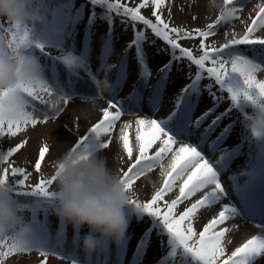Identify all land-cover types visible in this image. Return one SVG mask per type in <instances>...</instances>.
<instances>
[{"label": "snow or ice", "instance_id": "snow-or-ice-1", "mask_svg": "<svg viewBox=\"0 0 264 264\" xmlns=\"http://www.w3.org/2000/svg\"><path fill=\"white\" fill-rule=\"evenodd\" d=\"M90 3L107 8L109 13L113 10L116 13L122 12L124 17H130L132 21L141 22L149 27L156 37L161 38L171 47L172 58L161 68V72L165 75L161 76L154 86L149 100L150 104H155L157 101L160 90L167 80V72L171 70L172 61L187 58L198 68L195 79L183 89V94L178 98L176 111L172 112L167 119L157 120L152 118L136 121V141L138 142L139 155L135 158L134 163L122 172V182L131 190L133 181L156 167L161 168V175L164 176L163 187L157 190L149 201L139 202L133 198L130 201L128 209H133L140 214L136 216L138 222L142 221L145 216L149 218L147 221L148 227L142 233L136 250L147 247L151 242L154 231L159 234V230H162L169 235L171 241L182 248L185 253L190 254L198 264H252V261L257 260L258 257H264V234H261L252 236L251 239L237 247L227 259L222 260L221 258L225 255V237L229 229L220 227L218 230V226L224 225L226 221H230L234 217L241 216V211H243L246 216L259 214L260 222L256 227L261 230V233H264V139L258 140L250 136L253 143L257 145L258 159L255 165L251 167L249 179L243 184H236V189L245 201L246 207L240 209L236 205L225 203L219 214L212 218L203 228V231L198 234L192 224L194 217L201 208L211 207L217 204L223 196L228 195L221 183L220 171L210 162V156L205 155L212 132L233 110H238L242 114V117H239L236 121L238 123L240 118L244 119L247 114L245 109L264 102V79L257 78V73L264 72V37H255L258 29H264V0H261V3L257 5L259 10L256 12L255 19H252L251 24L242 36L237 38L234 35L221 47L209 46L205 44V41L216 34L215 30L233 19H238L236 14L242 10L239 7L241 0H225V3L229 6V11L222 16H218L213 24H209L207 31L195 30L198 37L202 38L200 42L202 55L199 57H196L192 50L181 47L178 42L192 37L191 32L170 27V24L155 11L153 12L155 22L141 14V9L149 3V0H144L138 7L125 6L121 4L120 0H115V3L112 0H90ZM151 3L158 10L165 3V0H151ZM143 38V35L138 32L133 43L137 46L140 65L144 68L141 75L147 77L150 73L147 71V65L145 64V53L140 47ZM12 40L18 53L23 57L30 58L25 54V50L34 43L30 39V30L28 28H17ZM237 46H243V48ZM37 47L43 50L42 45H37ZM177 50L179 55H176ZM63 59L73 69L79 67L76 58L71 55L65 56ZM33 62L35 61L33 60ZM209 63L211 66H206ZM204 73L207 74L208 78L214 80L221 91L229 94L232 108L219 113L211 120V123L204 129V133L200 137V144L196 146L183 141L193 135L191 127L193 123L195 128L199 129L202 123L213 115L216 111V105L221 99L212 91V84H209L207 88L209 95L212 97L213 106L198 116L195 121L192 120L193 96L198 98V85ZM122 75L121 68V78ZM116 84L119 85V80L116 81ZM54 94L60 95L64 103H67L70 99L60 89H54L40 78L36 64V70L27 78H22L16 88L6 94H0V137L5 135L15 136L26 130L28 125L34 127L38 123L47 122V116L43 121H40L33 114L35 109L33 111L28 110L30 99L48 105L49 100L44 97H52ZM108 99L109 105L103 110V118L90 128L87 135L79 138L73 150L99 152L101 149H109L111 145L109 137L116 126V122L120 120L125 111L132 113L139 111V106L143 102L139 91L133 93L127 107L116 103L115 96ZM52 107L59 111L55 104ZM109 109L113 110L110 111ZM154 110L155 108H153ZM145 126L150 130L147 133L142 131ZM232 126L229 125L224 128L217 139L211 142L210 155L215 154ZM130 127L131 125L125 124L119 130V139L122 141V147L126 151L127 157L131 160L133 148L130 146L127 132ZM157 141H160V147L154 155H149V150ZM26 143L27 141L24 142V144ZM178 143L179 147L174 151L173 146ZM24 144H18L13 148H9L6 152H0V166L7 163ZM47 153H49L47 145L39 150L38 159L34 163L36 171L41 170L42 162L45 161ZM170 153L172 158L165 167L164 160ZM227 159L228 157L221 156L216 161V165L223 168ZM10 173L12 177L16 178L15 184L10 182L9 168L0 167V185L7 184L9 186L15 197L14 202L18 205V212L30 206L19 203L16 199L17 196H36L41 199L31 205L33 211L32 226L25 225L20 216L17 229L8 236L0 238V264H3L2 258L7 257L9 253L30 252L33 249L39 251L40 255L45 257L42 264H46V257L52 251L53 246L46 242L47 233L38 225L36 212L40 208L50 210L55 207L56 192L50 189L55 182L56 172L50 179H42L38 184L30 186L31 191L22 192L18 189L29 187L26 181L29 179L30 173L23 167H10ZM177 181L180 182L179 185H177ZM257 184L261 190L258 207L255 202L254 191ZM175 187L179 188V195L169 203L165 200V196L172 192ZM209 188V191H204ZM200 192H203L201 198L196 199L183 212L176 213L175 209L178 204L190 200L191 197ZM160 201L164 202L163 210L159 205ZM127 214L130 224L132 214L131 212H127ZM124 240L128 242V237L125 236ZM103 246L104 244H102L101 249H103ZM3 248H7L8 251H2ZM73 264H76V261H73ZM117 264H119L118 258Z\"/></svg>", "mask_w": 264, "mask_h": 264}, {"label": "rangeland", "instance_id": "rangeland-1", "mask_svg": "<svg viewBox=\"0 0 264 264\" xmlns=\"http://www.w3.org/2000/svg\"><path fill=\"white\" fill-rule=\"evenodd\" d=\"M261 3V0H241L239 7L242 9L237 12L238 19H233L226 25L218 27L216 34L208 38L205 44L211 46H220L223 43L228 42L235 37H239L246 32L247 27L251 24L252 19H255L256 12H258L257 5ZM161 11L166 14L165 16L169 20L178 25L181 30H187L188 32L195 31L196 29L207 28L209 24H213L218 18V12L209 11L207 6V0H165L162 5ZM84 16L67 19L61 25L60 30L53 38L51 42L52 50H49L53 55H56L63 59V57L71 55L76 58L78 68H75V73H82L84 78L81 80H70L67 77L65 69L62 68V63H58L57 69L53 70L51 67L43 68L40 73V78L54 89H60L70 99L67 103H64L60 95L54 94L52 97L45 96L44 98L49 100L48 105H43L39 101H31L28 110L35 111L33 114L35 117L43 121L45 116L48 117L47 122L38 123L36 126L28 125L26 130L18 133L15 136L5 135L0 138V150L6 152L9 148H13L18 144H26L15 153L7 163L1 167H23L31 173L32 177L38 174V171L34 168V163L38 159L39 150L45 145L49 148V153L45 156V161L42 162L41 172L51 174L56 169V163L58 159L68 150L73 148L78 142L79 138L83 137L92 126L99 122L103 118V110L109 105V97L115 96V102L123 107H127L130 103V98L136 91L138 86H142L146 93H149L151 87L155 84L158 76L161 73V68L169 60V52L165 46H163L158 38L147 34L146 38L140 43L141 49L146 56V64L148 65L149 76L144 77L139 71V56L137 48L135 49L131 39L134 37L131 25L124 23L120 19L110 20L103 19L100 13L90 14V7L84 8ZM98 14V15H97ZM100 14V15H99ZM90 15V16H89ZM5 23L6 22H0ZM256 37H264V29H258L255 33ZM108 38V39H106ZM108 41V42H107ZM187 44L190 46H196L199 42L195 39H187ZM107 44H110V50L113 51V55L106 59V65H112L110 78L114 82L115 74L119 66H121L125 59L126 66L123 81L114 87V91L111 95L104 94L101 98L97 94V88L90 83L87 78L89 73L99 70L102 61L105 58L106 51L103 52V48H106ZM242 48V47H240ZM105 50V49H104ZM41 52L34 56V61H41ZM49 59H53L51 56ZM172 67L169 73L168 85L165 90L164 100L159 109V115L150 116L149 110H146L145 106L148 104L149 98L146 97L143 100V105L139 106V111L132 113L125 111L120 120L116 122V126L113 129L111 136V145L109 149H101L99 153L108 158L109 166L115 169L119 175H122L123 171H126L128 167L134 163L135 158L139 155L138 142L136 141V121L138 119H157L162 120L163 117L168 116L175 111L174 105L179 96L183 94V89L192 82L196 76V67L187 60L172 62ZM49 70V71H48ZM101 71V70H100ZM92 74V75H93ZM103 71L100 77L103 75ZM53 75L56 76V80H53ZM258 79H264V72L257 73ZM55 81V82H54ZM208 78L204 77L203 83L198 88V98L195 96V103L193 111L191 112L192 120L200 116L209 107L213 106L212 97L208 92ZM94 88V90H93ZM217 87H213L214 92ZM140 91V90H139ZM218 97H221L216 107L217 111L213 113L205 122L202 123L199 129L193 131L199 135L203 129H205L211 120L219 113L225 111L230 105V99H225L224 91L217 89L215 92ZM146 95V94H144ZM178 97V98H177ZM224 100V101H223ZM55 104L59 111H56L52 105ZM112 111L113 109H109ZM250 111V108L245 109ZM87 113L85 116L83 113ZM234 114L226 116L217 129L212 132V138L208 142V146L205 151L206 156H210V162L220 171V180L225 187L227 196H223L221 200L211 207L201 208L196 217H194L192 224L197 234L203 231V228L207 223L219 214V211L223 209L225 203L236 205L238 208L243 209V199L240 193L236 189V184H243L249 179L248 171H241L248 169L253 165V159L256 157L255 148L252 145H248V142L242 141L245 132L239 124L234 125ZM231 123V124H230ZM125 124L131 125L127 129L130 146L133 148V157L130 160L127 157L126 151L122 147V141L119 139V130L124 127ZM233 125L229 129L225 140L222 145L215 151L214 155H210V145L212 141H215L218 134L224 130V127ZM194 129V126L193 128ZM144 133L150 130L145 126L142 130ZM88 134V133H87ZM184 143H190L198 146L200 140H196V137L191 136L189 139L183 141ZM160 147V141H157L149 150V155H154L155 151ZM179 143L173 146V150H177ZM223 154L228 157L226 164L223 168L220 165H216V161L220 159ZM224 155V156H225ZM172 154H168V157L164 160V165L167 167ZM39 171V172H40ZM161 168L156 167L141 177L133 181V187L131 192L132 198L141 200L146 199L152 193L154 194L163 183L164 176L161 175ZM236 173L237 175H233ZM177 181V185H179ZM205 189L204 191H209ZM179 193V188L175 187L172 192H169L165 196V200L171 202L175 199ZM203 196V192L197 193L190 200L184 201L177 205L175 211L177 214L183 212L186 207H190L192 203ZM45 216V225H43V219L40 224L43 225V229L46 231V242L52 247V251L46 257V264H111L119 257H123L128 252L135 253L139 244V240L142 237V233L148 227V219L144 218L142 221H137V215H133V223L128 229L129 239L128 245L123 247V250L119 245L104 244L103 249H98L95 253H90V256L81 257L78 256L79 252L74 248L76 237L79 241V234L74 232L73 227L70 224L63 223L56 215L53 214V208L50 210L40 209ZM20 216H25L23 211L19 212ZM259 214L254 216H246L241 211V216L234 217L230 221H226L224 225L218 226L226 227L229 232L225 237V255L221 259H227V257L235 251V249L245 243L248 239H251L254 235H261V230L256 227L260 222L258 221ZM24 221V218H22ZM30 222V219L28 220ZM24 224L26 222L24 221ZM83 232H87V228L83 229ZM83 234V233H81ZM10 242V241H9ZM127 242L123 240L121 243ZM79 247L81 245L79 244ZM118 248V250L116 249ZM173 245L170 243L168 236L159 231L154 233L151 237V242L146 247V251L137 262V264H156L160 260L165 261V257L170 252L172 253ZM102 250L106 257L103 256ZM2 251L7 252V248H3ZM117 251V252H116ZM129 255V253H128ZM173 257L170 262L166 261V264H184L182 254H172ZM130 257V256H129ZM3 264H42L45 257H42L39 251L33 249L30 252L9 253L7 257L2 258ZM252 264H264V257H258L257 260H253Z\"/></svg>", "mask_w": 264, "mask_h": 264}, {"label": "clouds", "instance_id": "clouds-1", "mask_svg": "<svg viewBox=\"0 0 264 264\" xmlns=\"http://www.w3.org/2000/svg\"><path fill=\"white\" fill-rule=\"evenodd\" d=\"M35 0H0V94L17 87L22 78L36 70L33 59L21 56L13 46L17 28H30L45 22L43 10L34 11ZM209 11L222 16L229 11L225 0H207ZM112 50L105 53L106 58ZM112 65H102L103 75L95 81L97 94L111 95ZM87 116V113H83ZM243 127L254 139H264V102L253 105L243 119ZM243 175V172L239 173ZM233 175H237L234 173ZM56 204L53 214L70 224L79 234L85 253H95L102 244L119 245L129 227L127 209L133 193L99 152L68 149L56 163ZM7 184L0 185V238L17 229L18 205ZM87 228L86 233L83 232ZM83 233V234H81Z\"/></svg>", "mask_w": 264, "mask_h": 264}, {"label": "trees", "instance_id": "trees-1", "mask_svg": "<svg viewBox=\"0 0 264 264\" xmlns=\"http://www.w3.org/2000/svg\"><path fill=\"white\" fill-rule=\"evenodd\" d=\"M112 2L115 3V0H112ZM120 2H121V4H123L125 6H128V7H138L139 5H141L144 2V0H120ZM86 6L90 7V14L91 15H94L95 13H100L102 15L103 19H109V18L111 20L120 19L124 23L131 25L132 30L134 32V37H133L132 42L135 41L136 34L138 32L143 35V37H144L143 40L146 38L147 34H151L152 36L156 37L155 34L151 31V29L149 27L143 25L141 22L132 21L130 17H124L122 15V12L121 13H116L113 10L111 13H109L107 8H105L103 6H99V5H92L90 3V0H35V4L33 5V10L34 11L43 10L46 19H45V22L43 24L35 25V26H32V27L29 28V30H30V39L32 41H34V43L28 49L25 50V54L27 56H29L31 59H33L35 54H37V53H35V51L41 49L40 47H37V45H42L43 46V52H46L49 49V47L51 46V42L53 41L54 34H55L56 30H58V28L68 18L75 19L74 18L75 15H78V18L79 17H83L85 15L84 14V8ZM161 9H162V6L160 7V9L157 10L155 8V6L151 3V0H149V3L145 7H143L141 9V14L144 15L145 18L152 19L153 22H155V17L153 16V12L155 11V12H157V14H159L161 16V18L163 20H165L166 22H168L170 24V27H176L178 29H181L178 25H175L174 23H172L169 20V18L165 16L166 14H164L161 11ZM226 24H224V25H226ZM224 25H222V26H224ZM219 27H221V26H219ZM199 30L207 31L208 28L199 29ZM191 33H192V37L185 38V39L180 40L178 42L181 44V47H185V48H188V49L192 50L193 54L196 57H199L200 55H202V50L200 48V42H201L202 38L198 37V35H197V33L195 31H192ZM156 38H158L156 40H158L159 42L161 41L160 43L167 48V50L169 52L170 59H171L172 58V49H171V47L168 46L166 44V42L163 41L161 38H159V37H156ZM187 39H195V40H197L199 42V44L196 45V46H190V45L187 44V41H186ZM143 40H141V41H143ZM223 44H225V43H223ZM223 44H221L220 46H216V47H221ZM237 47H242L243 48V46H237ZM176 55H179V51L178 50L176 51ZM43 58H44V60L47 59L46 56H43ZM181 60H187V58H183V59H180V60H177V61H181ZM188 62H190V61H188ZM192 65H194V64H192ZM194 66L196 67V74H197L198 68H197L196 65H194ZM206 66H211V65L209 63ZM204 77L208 78L206 73L203 74L202 80L204 79ZM194 79H195V77L193 78V80ZM202 80L200 82H202ZM208 80L210 82L209 84H212L213 87L215 86V87H217V89H219V86L215 84L214 80H212L210 78H208ZM213 87H212V89H213ZM217 89L214 92H216ZM224 93H225V97L224 98L225 99H230L229 94L227 92H225V91H224ZM230 108H232V105H230L226 109V111L229 110ZM223 112H225V111H223ZM231 114H234V116H235V120L233 121V124L234 125L239 124L240 127L242 128L243 133L245 132V135H244L242 141L248 142V145H252L255 148L256 157H254V162H253V165H252V166H254L256 161H257V159H258L257 145L255 143H253V140L250 139V134L243 127V119L240 118L239 122L238 123L236 122L239 117H242V114H240L238 112V110H233L231 112ZM89 130L87 132H85L86 135L89 132ZM84 136H85V134H84ZM75 144H77V142ZM0 152H4V151L0 150ZM55 172H56V169L54 170V172H52L49 175L47 173H44V172L42 173L41 171L40 172L38 171V174L35 177H32V175L30 173L29 179L26 181V184L29 185V187L28 188H24V189H18V191H21V192L22 191H31V187L30 186H34V185L38 184L42 179H44V180L50 179L51 176L55 174ZM9 176H10V182L15 184L16 178L11 176L10 170H9ZM161 185H162L161 187H163V183ZM161 187H159L157 190H159ZM55 189H56V185H55V182H54V184L51 186L50 190H55ZM154 194L152 193L146 199H141V200H138V201L139 202H147V201L150 200L151 196H153ZM178 195H179V193H178ZM16 199L19 201V203L28 204L30 206V207L21 209V211H23L24 214H25V216H23L21 218L26 219V223H27L28 220L29 219L32 220V217H33V211H32L31 205L35 204L41 198L40 197H36V196H17ZM159 205H160L161 209L163 210L164 209V202L160 201ZM40 209H43V208H40ZM40 209H38L37 212H36L37 223H39V210ZM127 212H131V214L136 213L135 210H133V209H128ZM30 226H32V223L30 224ZM177 248L182 250L183 259H184L185 264H198V262L196 260H194L191 257L190 254L185 253L183 251V249L180 248L178 245H177ZM177 248H174V249H177Z\"/></svg>", "mask_w": 264, "mask_h": 264}]
</instances>
